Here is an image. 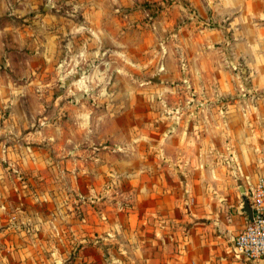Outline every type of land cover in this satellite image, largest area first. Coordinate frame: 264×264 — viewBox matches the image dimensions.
Wrapping results in <instances>:
<instances>
[{
    "label": "rangeland",
    "instance_id": "rangeland-1",
    "mask_svg": "<svg viewBox=\"0 0 264 264\" xmlns=\"http://www.w3.org/2000/svg\"><path fill=\"white\" fill-rule=\"evenodd\" d=\"M191 1L0 0V264L27 237L48 264L182 261L180 204L233 157L229 111L264 99L259 53Z\"/></svg>",
    "mask_w": 264,
    "mask_h": 264
},
{
    "label": "crops",
    "instance_id": "crops-1",
    "mask_svg": "<svg viewBox=\"0 0 264 264\" xmlns=\"http://www.w3.org/2000/svg\"><path fill=\"white\" fill-rule=\"evenodd\" d=\"M3 3L5 7L12 5L9 0H3ZM191 3L202 17H208L211 13L213 21L219 25L215 27V31L219 33L218 38L225 39L229 35L235 39L244 38L245 46L237 44L238 51L250 48L252 52L259 53L255 63L250 64L255 71L252 81L264 87V49H261L260 44L264 40V0H192ZM251 40L256 41L255 46L251 45ZM227 116L228 127L223 132L225 143L219 150L226 147L224 154L227 155L229 151L233 157L227 155L228 160L225 157L219 161L214 178H209L211 181L205 176L203 180L199 179L198 170L197 179L194 180L197 189L193 195L194 206L185 208L180 204L176 221L183 222L190 216L196 222L189 228L187 246L181 255L182 261L178 264H191V260L195 264L199 261L209 264L211 260L218 262L219 258H223V262L227 261L224 262L226 264H236L235 261H239L232 258L229 251L234 237L248 218L242 211L241 199L255 184L257 177L264 176L263 153L256 152L258 149L264 150V99L258 101L255 109L234 108ZM191 181L192 179L185 177L187 185ZM241 187L244 189L243 194ZM139 210L146 212L144 206ZM22 241L24 249L19 251L20 257H16V253H9L10 263L6 264H13L16 260L26 264H35L40 260L43 264L50 263L49 258L39 254L42 239L32 241L27 237ZM4 242L6 243L5 240ZM217 256L219 258L216 259ZM50 260L55 262L54 257ZM258 264H264V258Z\"/></svg>",
    "mask_w": 264,
    "mask_h": 264
},
{
    "label": "built area",
    "instance_id": "built-area-1",
    "mask_svg": "<svg viewBox=\"0 0 264 264\" xmlns=\"http://www.w3.org/2000/svg\"><path fill=\"white\" fill-rule=\"evenodd\" d=\"M252 208V218L234 237L230 256L249 264L264 258V179L260 178L246 193Z\"/></svg>",
    "mask_w": 264,
    "mask_h": 264
},
{
    "label": "water",
    "instance_id": "water-1",
    "mask_svg": "<svg viewBox=\"0 0 264 264\" xmlns=\"http://www.w3.org/2000/svg\"><path fill=\"white\" fill-rule=\"evenodd\" d=\"M240 191L242 193H244V189L242 187L240 188ZM242 202H243L242 203V211L244 213H246V215L249 219H251L252 218V208H251L249 201H248V198L245 194L242 197Z\"/></svg>",
    "mask_w": 264,
    "mask_h": 264
}]
</instances>
